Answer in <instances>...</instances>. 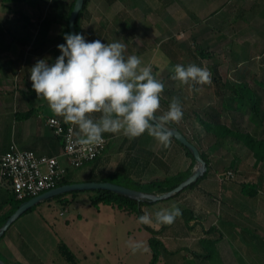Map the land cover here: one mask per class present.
<instances>
[{
  "label": "rangeland",
  "instance_id": "rangeland-1",
  "mask_svg": "<svg viewBox=\"0 0 264 264\" xmlns=\"http://www.w3.org/2000/svg\"><path fill=\"white\" fill-rule=\"evenodd\" d=\"M73 1L63 0L66 4ZM169 1L171 0H162V3L157 1L155 5L169 4ZM173 1L178 6V11L171 9L176 12H172L175 15L173 20H163L166 17L158 19L157 17L161 16L160 11L152 8L148 23L138 18L144 26L136 32V36L133 32L124 34L133 50L130 55L142 50L147 51L141 57V66H147L151 63L153 54L165 52V56L169 53L173 62L180 65L196 64L210 71L211 83L197 86L199 91H193L171 79L175 66L173 69H165V65L161 66L162 70L153 71L157 79L167 83L164 90L173 93L160 97L161 107L157 115L168 109L173 96L180 97L183 118L178 124L169 125V128L178 127L210 161L214 160L219 172L217 189L219 186L223 187L222 181L226 179L228 172H233L235 177L225 181L232 183L228 197H223V192H217V197L212 200L215 205L212 218L203 220L206 221L207 229L209 226L211 228V225L217 228L215 233L200 235L205 236L206 240L216 242L203 244L206 251L212 254L211 258L199 263L187 250H181L177 256L169 255L170 252L166 254L163 250L157 264H264V163L255 167V158L250 150L237 141L214 139L206 134L201 122L206 119L205 110L213 112L212 110H221L223 107L225 111L222 112V117L226 124H231V120L226 119V116H236L238 128L264 138V87L255 83L257 80H264V17L258 15L261 11L259 0ZM100 2L96 4L99 5ZM45 13L49 14V10ZM33 14L34 9L24 0H0V29L14 33L18 27L17 21H24V18ZM178 16V19H174ZM55 26L52 32L57 36L66 29V24L61 20L56 22ZM5 39L6 37L0 34V46L5 44ZM59 43L61 42L56 43V46ZM191 51L196 55L190 54ZM201 51L209 56L203 58L199 54ZM215 76L217 81L214 80ZM242 82L253 89L256 96L250 105L245 103L237 115L238 104L235 100L245 95L238 88ZM215 86L224 95L221 100L216 98ZM233 90H238V94L232 92ZM121 144L124 145L123 149L120 148ZM135 156L142 158V162L148 160L150 163L141 177L142 181L164 179L173 174L184 163V156L187 163L185 166L194 165L195 169L197 167V162L192 164L193 161L186 151L175 141H171V146L163 152L162 147L147 133L143 134L140 140H128L124 136L109 140L98 166L110 174L116 172L120 164L129 163ZM111 181L115 184L126 182L122 177ZM246 184H255L258 194L253 197L245 196L243 186ZM90 193L93 192L66 193L64 198L69 200L68 205L62 204L54 197L31 208L32 210L23 214L18 222L30 220L29 224L24 222L27 239L36 242L48 241L42 255L44 259L47 256L51 259L49 264H69L58 249L64 244L77 254L80 259L77 264H87L88 261L91 264H149L153 257L149 244L151 232L137 222L136 215L130 216L108 205L92 206L89 204ZM174 201L205 216L203 208L200 207L203 205H195L198 203L193 198L182 195ZM170 202L166 201V204ZM198 202L202 200L198 199ZM149 207L144 210L153 218L151 226L156 228L159 224L155 223V213L160 209L155 207L157 211H154ZM166 207L164 209H170L169 206ZM183 222V219H178V223ZM162 239L168 250L180 249L185 245L191 252L201 251L196 244L197 237L171 242ZM130 242H142L143 248L133 253L129 247ZM89 251H93L95 256L90 253L87 261H84L83 255L86 252L89 255ZM96 255L100 256L98 262L95 261Z\"/></svg>",
  "mask_w": 264,
  "mask_h": 264
},
{
  "label": "crops",
  "instance_id": "crops-1",
  "mask_svg": "<svg viewBox=\"0 0 264 264\" xmlns=\"http://www.w3.org/2000/svg\"><path fill=\"white\" fill-rule=\"evenodd\" d=\"M98 1L100 2L101 0H89L85 13L80 21L79 33L83 35L88 42L100 40L102 43L107 44L119 41L126 45V51L124 53L125 56L130 55L133 50L130 48V45H128L129 40L124 36V34H130L133 32L136 36V32H139L144 26L138 18L147 22L152 8H157L161 15L157 17L158 19L166 17L163 20H173L172 18L175 15H173L172 12L175 14V11H178V6H176L177 4L173 0L169 1V4H161V6L160 4L155 5V3L157 1L162 3V0H103L102 3L100 2V4L97 5L96 3ZM259 3L261 11L258 15L264 17V0H259ZM161 8L164 9L163 12L161 11ZM171 9H174L175 11H171ZM251 12L252 8L249 9V14H251ZM45 17L48 19L47 16ZM179 17L180 16L174 19H178ZM35 21L36 16L33 14L31 17L24 18V21L21 19L17 21L18 27L14 33L6 31V29H0V34L6 37L5 44L0 46V155L6 153L10 145L14 143L21 149L34 151L39 157L60 156L63 148L62 142L48 127L47 120L55 118L60 120L65 125H71L66 123L63 118L55 116L50 111L45 101L37 100L36 93L32 89L30 80L31 67L39 59H47L49 65L54 64L56 58L61 55L56 43L61 42L59 44H63L64 42L63 32L59 36L52 32L56 23L54 19L51 21L52 23L48 26L47 30H44V27L41 24L38 26L36 23L34 26L31 25V23ZM165 30L169 31L168 28H165ZM9 37L10 40L8 41ZM33 40L36 42L33 43ZM177 46L180 47L179 45ZM143 51L144 50L136 52L135 55L141 59V57H143V55L147 52ZM164 53L165 52L153 54L151 63L149 64L152 66L153 71L162 70V67L165 65V69H170V67L173 69V66L179 64L178 62H173V58L169 56V53L166 52L167 56H165ZM28 112L32 113L31 116L27 119H21V117ZM98 116L99 114H93V118H98ZM73 126L75 127V133L78 136L79 129L75 125ZM102 135L108 140H117L123 136L122 133H104ZM120 148L123 149L124 145L121 144ZM61 161L62 165L67 167V161L63 158H61ZM183 162L182 166H180L177 170L182 173L191 168V166L188 167L189 165L185 166L187 165L185 156L183 158ZM194 170L195 167L193 168V172ZM68 172L71 173V176L73 175L72 179L79 183L88 182L89 177L92 175L97 176V178H105L115 173L112 172L107 174L102 167L98 166L97 168L94 163L87 164L77 170L70 169ZM218 173L219 172L217 171L214 160L211 159V170L207 177L201 180L199 184L193 188V190L184 194L186 198H193L194 201L198 203L195 205L198 206L200 205L199 203L203 205H200V207L203 208V213L205 214L207 220H210L214 213L215 205L212 200L217 197V192H223L222 196L228 197L229 191L231 190L229 188L232 185L231 182H227L228 184L224 182L223 187L220 188L219 186V189H217ZM92 195L93 193H90V197ZM10 196V185H8L7 181H0V216H4L9 213ZM198 199L199 201L201 199L202 202H198ZM166 205L169 206L170 209L173 206L179 207L181 210L184 209L183 205L174 200H171L169 204L162 201L161 203H156L149 208L157 211L155 207L161 210L164 209V207L167 208ZM124 213L130 216L134 215L127 212ZM21 218L22 217L16 219V221L13 222L10 228L0 238V264H49L51 259H49L48 256L44 259V256L42 255L48 241L42 240L36 242L34 240H28L25 235L24 228L26 224H24V222L29 224L30 220L18 223ZM205 222L206 221H202L201 226L206 230L207 228L205 227ZM146 226L154 230L162 228V225L156 226V228L151 225ZM213 227L214 226L211 225V228ZM209 228L210 226L208 229ZM174 230H177L179 233L175 235H163L164 237L160 236V240L162 241V238H164L171 242L175 240H186L189 236H191L189 228L184 222L179 223L177 228L171 229V231ZM202 238H205V236ZM206 241L207 244L210 243L211 240ZM162 242L164 243V241ZM164 244L167 247L166 243ZM64 245L70 250L66 244ZM181 248L185 249L186 247L183 245ZM70 251L74 255L75 263L77 264V261L79 262L80 259L77 257L76 253L72 250ZM79 252L82 253V251ZM87 253L88 252L83 255L84 261H87L90 253H93L92 256H95L93 251H89V255ZM96 256L97 258L95 261L98 262L100 260V256ZM87 264H91V262L88 261Z\"/></svg>",
  "mask_w": 264,
  "mask_h": 264
},
{
  "label": "clouds",
  "instance_id": "clouds-1",
  "mask_svg": "<svg viewBox=\"0 0 264 264\" xmlns=\"http://www.w3.org/2000/svg\"><path fill=\"white\" fill-rule=\"evenodd\" d=\"M63 38L66 43L57 45L61 55L55 63L39 59L30 69V80L37 100L79 129L78 143L98 145L104 133H122L128 140L147 133L159 146L169 148V125L182 120V103L173 96L168 109L157 115L165 85L153 75L152 66H141L136 55L125 56L126 45L119 41L88 42L83 35L71 33ZM171 79L199 91L197 86L211 83V73L196 64H177ZM180 216L179 207L161 209L155 213V223L171 225ZM137 222L152 225L154 221L145 213ZM129 247L135 253L143 244L130 242Z\"/></svg>",
  "mask_w": 264,
  "mask_h": 264
},
{
  "label": "trees",
  "instance_id": "trees-1",
  "mask_svg": "<svg viewBox=\"0 0 264 264\" xmlns=\"http://www.w3.org/2000/svg\"><path fill=\"white\" fill-rule=\"evenodd\" d=\"M24 1L27 2L34 9V15L36 16V21L31 23V25L34 26L36 23L38 26L41 24V25H43L44 30H47L48 26L52 23L51 21L53 19L56 22H58V21L60 22V20H61L66 24V29H65V31H63V36L66 33H70V31H69V19H70L72 11L74 9L76 0H74L70 4H66L65 2H63V0H24ZM88 3H89V0H86L85 5H84L82 11L80 12V14L77 18V21H76V30H77L78 34H80L79 33L80 21H81L82 16L85 13L86 6ZM47 9L49 10V14L45 13V11ZM45 16H47L48 19ZM44 17H45V19H44ZM64 43H66L65 40H64L63 44ZM190 54H195V53L192 52ZM199 54L203 58H206L209 56V54H205L203 51H201ZM214 80L217 81L216 76L214 77ZM257 81L255 82L257 85H259L260 87H264V80L263 81L259 80L260 82L259 81L257 82ZM163 83H164V85L167 84L164 81H163ZM215 88H216L215 89L216 98L217 99L219 98L218 100H221L224 95L218 89L217 86H215ZM238 88L245 95H243L242 98H239V100H235V102H237V104H238L236 107L237 115H238V111H240L243 108V105L245 103L250 105V102L253 101L255 96H256L254 93V90L251 89L250 87H247L246 84L243 82L241 84H239ZM232 92H234L235 94L236 93L238 94L239 91L233 90ZM162 95L163 96L173 95V93L169 92L168 90H164L163 94L161 93L160 97H162ZM175 96H177V95H175ZM253 110H255V106H253ZM212 111L213 112H209V111L205 110L206 119L201 121L203 127L205 128L206 134H208L209 136H212L216 140L237 141L238 143L242 144L245 148H247L248 150L251 151L253 157L255 158V167H259L260 164L264 163V138L256 137L255 135L238 128V125L236 124V121H237L236 116H233V117L232 116H230V117L226 116V119L231 120L230 125L226 124V122H224L223 117H222V112L225 111V108L221 107V110L218 109V110H212ZM31 114H32L31 112H28L27 114L23 115L21 117V119H27L31 116ZM172 127L180 130L178 127H175V126H172ZM181 132L183 133V131H181ZM140 139H141V136L139 138H135V140H140ZM172 141H175L180 147H182V149H184L186 151L188 157H190L193 160V163L196 162L192 153L187 148H185L178 141H176V139L174 137H172ZM197 148L199 149V147H197ZM166 150H167V148L162 147L163 152H165ZM199 151L201 153L202 159L207 164V171L204 174V176L199 178L196 183L190 185L189 187H187L186 189H184L180 193H178V194H176V195H174V196H172L166 200H162L163 202L175 200L177 198H181L182 195H184L188 191L193 190V188H195L201 180H203L204 178L207 177V175L209 174V172L211 170V161L206 154L202 153V151L200 149H199ZM100 160H101V157H99L96 161L92 162L91 164L94 163L96 165V167L98 168V164H99ZM142 160L143 159L140 158L139 156L132 157L131 160H129L130 161L129 163L124 162V163L120 164L117 167V170L113 175H111L109 177H105V178H97V176L92 175L89 177L88 182H94V181H96V182H113V181H111L112 179L122 177L124 180H126V182L124 184L123 183H116V184L125 186V187L133 189V190H137L139 192H143L146 194H155V195L159 194L160 195V194H165V193L171 192L172 190L177 188L181 183H183L189 176H191L193 174L194 165H192L191 168L184 173L177 171V172H174L173 174L167 175L164 179L157 178V179L150 180L148 182H144L141 180V177L144 173H146V171L148 169L147 168L148 164H150V163L148 160H145L143 162H142ZM72 177H73V175L71 176V173L68 172L67 175L63 178V180L59 183V185L57 187L67 185V184L79 183V182L73 180ZM7 183H8V185H10L8 181H7ZM92 192H93V195L90 197V204L92 206L99 207V205H108V206H112L114 208H117L118 210H121L123 212H127L129 214H134L137 217H139L140 215H143L145 213L144 212L145 207L155 205L158 202H162V201H157V202L144 201V202L139 204L138 201L135 199H132V198L120 195V194H116L113 192H109V191H92ZM68 193H71V192H68ZM243 194L245 196H252L253 197V196L258 194V187L255 184H246L243 186ZM65 195H66V193L57 196V198H58V201L62 202L63 204H68L70 202L67 198H64ZM28 200H30V199L28 198V199H25L23 201L17 200L15 195L11 191V196H10V201H9V213L5 214L4 216H0V228L17 211L19 206ZM181 212H182V216L178 217L174 223H172L171 225H163L162 228L159 230H154V229H152L146 225H143V227L145 229H147L148 231H150L152 234V236L149 240V244L153 250V257H152V260L149 264H157V262L160 260V256L162 255L163 250L165 251L166 254H168L170 252L169 255H176V254L179 255L181 253V250H187V253L192 255L199 263H203V262H205L211 258L212 254L210 252L206 251V248L203 245L204 243L207 242L206 238H202L203 236L201 237L200 235L202 233L203 234H211L213 232L215 233L217 231V228L214 227V228H210V230H205L201 226V224H202V221L206 219V217L199 215L198 212H196L192 209L184 208L183 210H181ZM194 212L196 213V215ZM180 218L184 220V223H186V225L189 228V232L191 235L189 237H197L198 238V242L196 244L200 247L201 251L191 252V250L189 248H185V249L180 248V249H177L175 251L174 250L170 251L167 249L165 244L160 240V236H163V235L165 236L167 234H174L175 235V234L179 233L177 230L171 231V229L177 228V226L179 225L178 219H180ZM168 231H170V232H168ZM210 243H216V242L210 241ZM58 249L60 250L62 255L65 257V259L69 263L76 264L74 255L71 253V251L65 245H60L58 247Z\"/></svg>",
  "mask_w": 264,
  "mask_h": 264
},
{
  "label": "built area",
  "instance_id": "built-area-1",
  "mask_svg": "<svg viewBox=\"0 0 264 264\" xmlns=\"http://www.w3.org/2000/svg\"><path fill=\"white\" fill-rule=\"evenodd\" d=\"M47 125L62 142L60 156L39 157L34 151L21 149L14 143L6 153L0 155V181L9 182L11 191L19 201L36 198L57 188L68 170L81 169L96 161L107 150L109 140L104 136L103 142L98 145H83L78 143L73 125H65L55 118L48 119ZM61 158L67 161V167L62 165ZM234 177L230 171L221 181H230Z\"/></svg>",
  "mask_w": 264,
  "mask_h": 264
},
{
  "label": "water",
  "instance_id": "water-1",
  "mask_svg": "<svg viewBox=\"0 0 264 264\" xmlns=\"http://www.w3.org/2000/svg\"><path fill=\"white\" fill-rule=\"evenodd\" d=\"M86 0H76L74 9L71 13L70 19H69V31L71 34H78L76 30V21L77 18L82 11ZM169 131L172 133V137L176 139L181 145H183L185 148H187L195 158L197 162V167L194 170L193 174L189 176L183 183H181L177 188L172 190L171 192L161 194V195H155V194H146L143 192H139L137 190H133L130 188H127L122 185H118L112 182H80V183H74V184H67L63 186H59L53 190H50L48 192H45L44 194L32 198L24 203H22L17 211L7 220V222L4 224V226L0 229V238L5 234V232L10 228V226L13 224V222L16 221L19 217H21L23 214L28 212L31 208L39 204L40 202L51 199L54 197H57L59 195H62L64 193L68 192H84V191H109L116 194H120L132 199H135L138 201V203H142L144 201H162L166 200L190 185L196 183L199 178L204 176V174L207 171V164L202 159L201 153L196 145L191 143L188 138L178 129L176 128H169ZM18 264V263H14Z\"/></svg>",
  "mask_w": 264,
  "mask_h": 264
}]
</instances>
